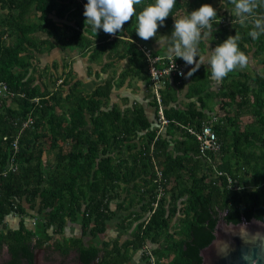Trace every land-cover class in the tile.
<instances>
[{
    "label": "trees",
    "instance_id": "1",
    "mask_svg": "<svg viewBox=\"0 0 264 264\" xmlns=\"http://www.w3.org/2000/svg\"><path fill=\"white\" fill-rule=\"evenodd\" d=\"M62 1L0 0V9L6 11L0 32V82L14 94L9 99L0 98V249L5 247L8 254L2 264H33V251L43 248V240L23 226L26 214L23 203L31 210L44 211L45 230L55 225L57 234L66 220L75 222L77 216L81 217L78 238L55 240L43 249L55 257L73 252L83 264H90L101 251L104 256L100 264H126L130 258L125 249L140 251L146 238L167 231L176 215L185 223L186 238L171 264H201L199 252L214 239L219 213H225L226 223L252 219L264 222V73L255 74L252 83L243 76V81L236 79L225 84L227 77H241L231 71L220 81L215 94L223 110L230 102L238 109L247 106L258 126L256 131L230 130L234 118L229 116L211 121L206 112V98L211 95L206 89L210 80L206 78L210 73L202 77L193 72L191 76L166 80L160 90L167 121L161 134L157 104L150 91L146 92L147 104L154 113L152 120L146 108L137 102L123 110L109 105L113 88L122 87L126 80L136 79L145 88L149 81L146 62L137 46L141 37L134 31L135 15L116 33L103 29L94 32L83 15L86 0H68L75 2L73 11ZM146 2L149 0H141L137 10ZM202 3L208 1L177 0L165 24L157 30L170 26L184 6L191 9ZM257 4L255 12L264 14V3L257 0ZM30 11L37 18L35 26L27 21ZM65 11L73 17L74 24L56 25L51 16L61 17ZM233 18L231 32L219 21L214 22L213 46L238 33L241 50L261 56L264 70V35L252 39L248 35L251 22L241 24L234 15ZM37 32L44 33L46 38L41 40L35 36ZM4 34L11 41L9 44ZM32 42L61 51L92 48L93 58L104 55L110 62L125 63L116 78L104 80L91 93L78 92L75 82L62 96L37 87L33 78L27 76L29 63L24 53ZM118 47L122 51L118 52ZM185 77L189 78L185 96L188 102L180 108L173 84L183 86ZM29 121L31 124L24 128L23 124ZM204 122H212L220 144L217 153L207 152L206 157L201 155L195 136L189 132L198 131ZM133 139L142 140L141 144L130 147L127 143ZM170 146H173L171 153ZM46 152L52 154V163L43 166L42 156ZM113 152L117 155L112 156ZM241 171L251 173L253 190L247 191L240 185L237 173ZM214 174L216 178H210ZM171 178L177 193L172 192L167 200L165 192ZM159 186L162 191L157 201ZM131 191L141 199L147 197L141 206V211L148 214L147 220L139 222L131 239L120 245L114 242L111 248L86 246L83 243L86 235L96 238L104 234L107 223L115 218L110 203L119 200L116 209L121 210L122 194ZM130 204L127 208L134 206L133 202ZM13 213L22 217L19 227L4 231V218ZM158 250L166 249H153L152 256ZM141 258L145 259L143 264H149L150 257L145 251Z\"/></svg>",
    "mask_w": 264,
    "mask_h": 264
},
{
    "label": "rangeland",
    "instance_id": "2",
    "mask_svg": "<svg viewBox=\"0 0 264 264\" xmlns=\"http://www.w3.org/2000/svg\"><path fill=\"white\" fill-rule=\"evenodd\" d=\"M76 1L78 0H75V2ZM207 1L218 9V18H216V21H219L223 27L227 28L231 32L234 20V18L232 19V16L234 15V13L231 10L230 2L227 0H224V2H221V0ZM62 2L70 6V11L74 10L75 2L72 3V1L68 0H63ZM192 9L193 7L190 9L189 5L184 6V8L180 10V12L175 15V17L185 14V10L191 11ZM62 13L63 16L61 17H58L56 14H53L51 16L56 25L72 26L74 24L73 17L68 13V11ZM5 15L6 11L0 9V32L2 28H4L3 20ZM26 17L29 23L33 24L34 26L37 24L38 21L33 11H30ZM174 18L170 26H166L161 30H157L156 36L151 37L147 40L139 38L137 40V45L148 47L154 52L163 54L164 56H172L166 51L164 38L161 36L171 33L174 24ZM213 32L214 30L212 31V35L210 37L205 38V40L201 42V52L202 54H205V56H207V54L210 53V51L214 48L212 43ZM31 34L34 35V33L32 32ZM35 36H37L41 40H44L46 38L45 34L41 32H37ZM3 37L4 39H6L7 44L11 42L9 37H7V34H4ZM11 40L15 39L12 38ZM35 43L36 42H32L29 46L25 47L26 50L24 54L25 57H28L27 60L29 63L27 76L33 78L34 85H36L37 87L56 92L58 94H61L62 96L67 92L68 87L75 82L78 83V92L83 95L91 93L95 86L102 84L104 80L111 77L116 78L125 63V61L122 60L110 62L108 61V58L105 59L104 55L93 58L92 48H88L85 51H79V49L75 48L61 51L57 48L49 49L47 44L39 46L38 43ZM122 49V47H118V52L122 51ZM247 55L249 56V63L244 67L237 66L232 70L235 73H239L241 77H227L225 84H228L230 80L237 79L243 81V76L246 77L249 83L253 80L255 74L262 75L264 73L262 66V57L254 56L251 50H249ZM179 60L181 62L184 61L182 58H180ZM185 66H187V70L192 67L191 64L186 63ZM210 71V66L205 62L204 64H201V66L195 72L201 74L202 77H205L210 73ZM206 79L207 81L210 80V84L206 81V85L208 86V88L206 89L211 92V95L206 98V112H208L209 117L214 120L218 118H224V116H229L231 118H234V120L232 121L233 123L229 126L230 130L235 128L240 131H256L258 126L255 124L252 115L253 113H251L247 106H242L240 109H238L234 103L230 102L229 106L225 107L227 108V111L223 110V104L220 103L219 98L215 96L220 88V82H217L210 77H207ZM184 82L185 84L183 86L178 82L173 84V92L176 95L177 104L180 108H183L184 104L188 102L185 96L187 93L186 90L189 83V78L185 77ZM202 82L204 81H201V83ZM146 91L147 89L142 82L136 79L126 80L125 84L122 87L113 88L109 105L119 110H123L124 108L130 106L131 102L136 101L138 104L146 108L147 116L150 120H152L154 113L153 109L147 104L149 103V94L147 95ZM225 102L229 101L227 100ZM85 129L88 130L89 127L87 126ZM158 132H161L162 134L164 132V127L158 129ZM141 141L142 140L140 139H133L127 144L130 147L139 146V144H141ZM172 147L173 146H170L169 148L170 153L172 152ZM116 155L117 152H113L112 156ZM42 161L43 166L52 163V154L48 152L43 154ZM15 165L18 166V164ZM210 178L215 179L216 174L210 175ZM237 178H239L240 180V185H243V187H245L247 191H251L254 189L251 183V173L249 174L245 171L238 172ZM172 192L177 193V189L175 188V184L173 182V179L171 178L169 180L168 186L166 187L165 199L168 200V197L172 194ZM133 193L134 192L131 191V193L129 194H122L121 199H124V207L121 210L116 209L119 200H115L110 203L111 210L115 212V218L107 223V229L104 234H101L96 238H91L89 235H86L83 238V243L86 246L93 244L98 248H111L114 242H117V244L120 245L122 242L131 239L137 224L139 222L147 220L148 218V214L141 211V206L143 205L144 201L147 200V197L145 196L146 198L141 199L140 195ZM138 201L141 202L138 203ZM131 202H133L134 206L127 208L131 205ZM23 205L25 206L26 214L23 216V218L14 213L6 216L3 221L5 224L4 231L17 229L20 224V219L22 218L24 228L30 230L37 238L43 240V248L55 240L62 241L67 238H78L80 236L81 217L77 216L78 218L75 222H69L68 220H66L61 233L57 234L54 233L55 225L45 230L44 223L46 222L47 218L44 211L37 212L36 208L34 210H31L28 208L27 204L23 203ZM151 238H153L152 241ZM185 238V223L182 222L181 216L176 215L171 219L168 230L163 231V233L159 235H156V237H154V235L147 237L145 240V244L140 251H132L130 248L125 249V255L130 258V260L126 264H143V262L145 261V259L141 258L143 252H150L151 254V250L156 248H165L166 250H158V252H156L157 255L153 254V264H171L176 259L179 247L185 240ZM49 256L53 258V262H56L58 260V257H55V255L49 253ZM7 258L8 254L6 248L2 247L0 249V264L4 263ZM45 259L46 258H44V255L38 254L36 264H40Z\"/></svg>",
    "mask_w": 264,
    "mask_h": 264
},
{
    "label": "clouds",
    "instance_id": "3",
    "mask_svg": "<svg viewBox=\"0 0 264 264\" xmlns=\"http://www.w3.org/2000/svg\"><path fill=\"white\" fill-rule=\"evenodd\" d=\"M224 2V0H221ZM264 3V0H261ZM141 0H86L83 15L87 25L94 32L103 29L116 33L122 29L125 21L135 15L134 31L147 40L157 35L158 27L165 24V18L172 13L177 0H149L137 10ZM230 7L241 24L251 22L248 35L258 39L264 35V14L256 13L257 0H230ZM218 9L210 3H202L191 11L174 18L173 28L164 38L166 51L175 57L182 58L191 64L187 73L191 76L201 64L210 66V78L220 82L237 66L244 67L249 63V56L241 50L238 41L240 35H229L222 43L217 44L205 56L201 52V42L212 35L214 21L218 18ZM251 18V20H250ZM172 59V60H173Z\"/></svg>",
    "mask_w": 264,
    "mask_h": 264
},
{
    "label": "water",
    "instance_id": "4",
    "mask_svg": "<svg viewBox=\"0 0 264 264\" xmlns=\"http://www.w3.org/2000/svg\"><path fill=\"white\" fill-rule=\"evenodd\" d=\"M224 215L219 213L214 239L199 252L201 264H264V222L226 223Z\"/></svg>",
    "mask_w": 264,
    "mask_h": 264
},
{
    "label": "built area",
    "instance_id": "5",
    "mask_svg": "<svg viewBox=\"0 0 264 264\" xmlns=\"http://www.w3.org/2000/svg\"><path fill=\"white\" fill-rule=\"evenodd\" d=\"M138 46L145 62H146V70L149 76V81L146 85L147 90L152 94L156 104H157V115L158 122L160 124L159 129L163 128V126L167 125V121L164 119L162 112V101L160 90L163 88V85L166 80H171L172 78H183L185 75L181 73H186V66L179 61L176 57L173 59L172 56H164L163 54H159L154 52L148 47ZM173 59V60H172ZM8 89L5 83L0 82V98L1 99H9L13 96ZM211 121H216V119H210ZM212 122H204L202 123L200 129L198 131L189 130L191 134H193L199 144V151L203 157H206L207 152H211L213 154L217 153L220 149V144L217 139V136L214 130L211 127ZM28 124H31V121L25 122L23 127L25 128ZM220 175V173H217ZM160 173H158V177L160 178ZM162 188L159 186V193L157 195V201L161 197ZM156 206V203L154 204ZM146 254L150 257L149 262L151 264L153 260L152 254L150 252H146ZM153 264V262H152Z\"/></svg>",
    "mask_w": 264,
    "mask_h": 264
},
{
    "label": "flooded vegetation",
    "instance_id": "6",
    "mask_svg": "<svg viewBox=\"0 0 264 264\" xmlns=\"http://www.w3.org/2000/svg\"><path fill=\"white\" fill-rule=\"evenodd\" d=\"M38 254H42L44 255V258H46L44 261H42L40 264H83L80 259H77L76 254L73 252H70L66 257L64 256H59L58 260L56 262H53V258H51L48 255V252L43 249V248H39V249H35L33 251V264L37 263V255ZM104 256V251L99 252L98 256H96V258H94L90 264H94L97 260L96 264H100V261L103 259ZM20 264H25L24 262L20 263Z\"/></svg>",
    "mask_w": 264,
    "mask_h": 264
},
{
    "label": "crops",
    "instance_id": "7",
    "mask_svg": "<svg viewBox=\"0 0 264 264\" xmlns=\"http://www.w3.org/2000/svg\"><path fill=\"white\" fill-rule=\"evenodd\" d=\"M133 102H136V101H133ZM133 102H131V103H133ZM131 103H130V104H131Z\"/></svg>",
    "mask_w": 264,
    "mask_h": 264
}]
</instances>
